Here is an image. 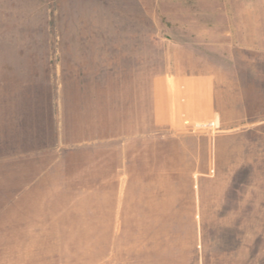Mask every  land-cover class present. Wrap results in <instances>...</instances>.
Wrapping results in <instances>:
<instances>
[{"label": "rangeland", "instance_id": "1", "mask_svg": "<svg viewBox=\"0 0 264 264\" xmlns=\"http://www.w3.org/2000/svg\"><path fill=\"white\" fill-rule=\"evenodd\" d=\"M256 2L0 0V264H264Z\"/></svg>", "mask_w": 264, "mask_h": 264}, {"label": "crops", "instance_id": "2", "mask_svg": "<svg viewBox=\"0 0 264 264\" xmlns=\"http://www.w3.org/2000/svg\"><path fill=\"white\" fill-rule=\"evenodd\" d=\"M249 10H251L250 14L254 17L253 23L249 26L247 25V28L245 25H240L239 48L251 50L258 55H264V2L260 4L256 2L254 7ZM181 80L183 83H180L179 87L181 85L185 86L184 91L186 92L187 106L192 107L193 115L213 111L215 83L212 77L201 78L200 81L196 82H191L187 78ZM165 108L162 113L167 112V115L171 116V113L174 111L171 108L169 109V107L166 111Z\"/></svg>", "mask_w": 264, "mask_h": 264}]
</instances>
